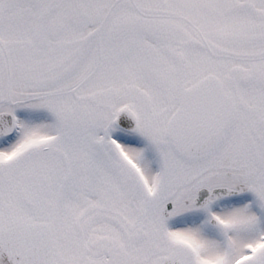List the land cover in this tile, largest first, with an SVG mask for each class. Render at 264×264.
<instances>
[{"label": "snow or ice", "instance_id": "obj_1", "mask_svg": "<svg viewBox=\"0 0 264 264\" xmlns=\"http://www.w3.org/2000/svg\"><path fill=\"white\" fill-rule=\"evenodd\" d=\"M0 264H264V0H0Z\"/></svg>", "mask_w": 264, "mask_h": 264}]
</instances>
